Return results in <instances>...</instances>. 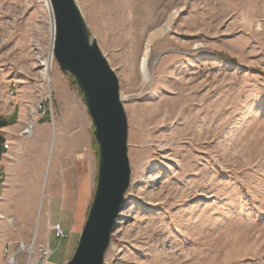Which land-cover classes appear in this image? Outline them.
<instances>
[{
	"label": "rangeland",
	"instance_id": "rangeland-1",
	"mask_svg": "<svg viewBox=\"0 0 264 264\" xmlns=\"http://www.w3.org/2000/svg\"><path fill=\"white\" fill-rule=\"evenodd\" d=\"M76 3L119 78L129 122L132 183L105 264H264V0ZM51 26L47 0H0V115L31 132L32 167L42 149L46 167L50 159L44 187L35 176L24 185L40 190L36 216L20 217L32 230L5 256L49 239L53 263L67 264L99 154L75 79L55 57L44 75Z\"/></svg>",
	"mask_w": 264,
	"mask_h": 264
},
{
	"label": "water",
	"instance_id": "water-1",
	"mask_svg": "<svg viewBox=\"0 0 264 264\" xmlns=\"http://www.w3.org/2000/svg\"><path fill=\"white\" fill-rule=\"evenodd\" d=\"M49 2L55 27L54 57L82 92L99 154L95 196L76 252L67 264H105L132 183L128 117L119 78L92 38L76 0Z\"/></svg>",
	"mask_w": 264,
	"mask_h": 264
},
{
	"label": "crops",
	"instance_id": "crops-1",
	"mask_svg": "<svg viewBox=\"0 0 264 264\" xmlns=\"http://www.w3.org/2000/svg\"><path fill=\"white\" fill-rule=\"evenodd\" d=\"M34 140L30 131L22 132V128L19 127V119L14 114L0 115V264H9L5 250L8 247L17 246L20 242L19 232L29 233L32 230L31 223L23 222L20 217H34L37 214L35 199H37L40 190L34 188L31 196L30 189H26L24 185L28 183L29 177L35 176L39 181H43L44 187L45 173L50 159L48 158L46 167L45 150L42 149L38 154L40 162L37 163L38 167L31 166L30 149ZM7 143L9 144L8 149L5 148ZM49 152H52V142ZM25 192L28 193L27 197L24 195ZM25 198L32 199L33 203L22 204L20 201ZM41 245L50 246L49 239Z\"/></svg>",
	"mask_w": 264,
	"mask_h": 264
},
{
	"label": "built area",
	"instance_id": "built-area-1",
	"mask_svg": "<svg viewBox=\"0 0 264 264\" xmlns=\"http://www.w3.org/2000/svg\"><path fill=\"white\" fill-rule=\"evenodd\" d=\"M5 148H9L8 143L5 145ZM53 230L57 238L64 239L67 237L66 231L62 227V225H54ZM21 251H24L28 254L27 264H30L31 262H34V264H55L51 259L54 251H52L49 245H40L38 249H35L34 245L26 247L23 244H20V249L17 250L15 254L8 259L9 264H19V255Z\"/></svg>",
	"mask_w": 264,
	"mask_h": 264
},
{
	"label": "bare ground",
	"instance_id": "bare-ground-1",
	"mask_svg": "<svg viewBox=\"0 0 264 264\" xmlns=\"http://www.w3.org/2000/svg\"><path fill=\"white\" fill-rule=\"evenodd\" d=\"M47 3H48L50 15H51V23H52V26H51V36H52V46H51V49H52V52H51V55H50L49 60L43 64V67L45 68L44 75L46 76V78L49 77V70L51 69V63H52L53 57H54V45L53 44H54V38H55V32H54L55 31V27H54L53 12H52V8L50 6L49 0H47ZM148 53H149L148 51L145 53V57L142 59V63H141V67H142V71L144 73V76L147 74V71H148V67H147L149 65V58H148L149 56H148ZM30 264H34V262H31Z\"/></svg>",
	"mask_w": 264,
	"mask_h": 264
}]
</instances>
